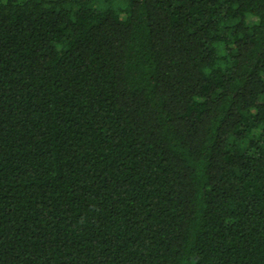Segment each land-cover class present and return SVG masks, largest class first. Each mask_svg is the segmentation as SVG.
<instances>
[{"label": "trees", "instance_id": "trees-1", "mask_svg": "<svg viewBox=\"0 0 264 264\" xmlns=\"http://www.w3.org/2000/svg\"><path fill=\"white\" fill-rule=\"evenodd\" d=\"M0 264H264V0H0Z\"/></svg>", "mask_w": 264, "mask_h": 264}, {"label": "rangeland", "instance_id": "rangeland-1", "mask_svg": "<svg viewBox=\"0 0 264 264\" xmlns=\"http://www.w3.org/2000/svg\"><path fill=\"white\" fill-rule=\"evenodd\" d=\"M250 22H253V20H252V21H250Z\"/></svg>", "mask_w": 264, "mask_h": 264}]
</instances>
